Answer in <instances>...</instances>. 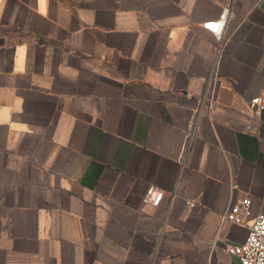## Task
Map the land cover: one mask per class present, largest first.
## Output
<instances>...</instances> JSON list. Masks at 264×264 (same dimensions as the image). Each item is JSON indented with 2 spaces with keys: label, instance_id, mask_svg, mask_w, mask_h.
I'll list each match as a JSON object with an SVG mask.
<instances>
[{
  "label": "crops",
  "instance_id": "obj_1",
  "mask_svg": "<svg viewBox=\"0 0 264 264\" xmlns=\"http://www.w3.org/2000/svg\"><path fill=\"white\" fill-rule=\"evenodd\" d=\"M263 95L264 0H0V264H242Z\"/></svg>",
  "mask_w": 264,
  "mask_h": 264
},
{
  "label": "built area",
  "instance_id": "obj_2",
  "mask_svg": "<svg viewBox=\"0 0 264 264\" xmlns=\"http://www.w3.org/2000/svg\"><path fill=\"white\" fill-rule=\"evenodd\" d=\"M227 22V12L218 20L204 22L205 29L212 32L217 40H222ZM250 106L260 112L264 109V95L251 99ZM164 197V192L151 186L145 196V202L158 206ZM252 200L242 198L231 204L223 217L228 222L244 226L248 230L247 237L242 243H232L226 246L229 255L237 256L242 264H264V214L252 217Z\"/></svg>",
  "mask_w": 264,
  "mask_h": 264
}]
</instances>
